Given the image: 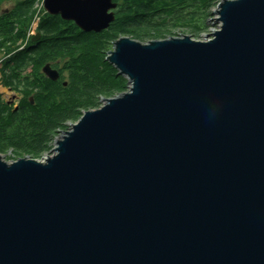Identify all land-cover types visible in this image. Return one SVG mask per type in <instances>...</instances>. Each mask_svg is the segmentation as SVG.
I'll use <instances>...</instances> for the list:
<instances>
[{
    "label": "water",
    "instance_id": "water-1",
    "mask_svg": "<svg viewBox=\"0 0 264 264\" xmlns=\"http://www.w3.org/2000/svg\"><path fill=\"white\" fill-rule=\"evenodd\" d=\"M113 8L43 0L86 33ZM214 15L204 41L120 37L105 60L127 92L46 160L0 156V264H264V0Z\"/></svg>",
    "mask_w": 264,
    "mask_h": 264
},
{
    "label": "trees",
    "instance_id": "trees-1",
    "mask_svg": "<svg viewBox=\"0 0 264 264\" xmlns=\"http://www.w3.org/2000/svg\"><path fill=\"white\" fill-rule=\"evenodd\" d=\"M219 1L121 0L124 12L111 31L62 38V24L44 13L42 0H0V86L19 96L10 105L0 94V153L39 159L50 152L83 112L127 91V80L105 60L117 39L164 40L174 30L199 37ZM36 19L41 38L32 43ZM45 65L59 73L57 81L43 75Z\"/></svg>",
    "mask_w": 264,
    "mask_h": 264
},
{
    "label": "rangeland",
    "instance_id": "rangeland-1",
    "mask_svg": "<svg viewBox=\"0 0 264 264\" xmlns=\"http://www.w3.org/2000/svg\"><path fill=\"white\" fill-rule=\"evenodd\" d=\"M216 6L213 9H211L210 16L207 18V21H206V26H207L206 28H207V30L205 32H202L199 37L194 36L192 33L188 32L187 30H174L171 33V35L168 36V37L169 38H181L182 36H188V37H190V39H192L194 41H204L203 40L204 39V35H206V34H212L213 32L217 31L218 28H219L220 23H218L217 20H216V19H218V16L214 15V13L216 11ZM8 7L9 6H7V5H4L3 6L4 9L5 8H8ZM36 28H37V24L36 23L32 24L31 27H30V30H32L31 32H34L33 35H35ZM148 41H150V40H148ZM141 43L144 44L146 42H141ZM1 57H2V55L0 54V59H1ZM127 89H128V85H127ZM0 94H1L3 100H5L7 102H10L11 104H15L18 101V97L19 96L16 93L9 92L7 89H5V88H3L1 86H0ZM117 96H115V97H117ZM111 98H114V97H111ZM111 98H102V99H100V107L103 106V104H104V102H102L103 99H111ZM92 110H95V109H92ZM75 123H73V124H75ZM71 125L72 124H68L69 127H68V130H66V131H69L70 130V126ZM62 136H63V133L57 135L56 138L54 139L53 143H52V148H51L50 152H48L46 154H43L42 157L39 158V159H37V158H31L29 156H22L20 154H15V153H12V152H1L0 153V156L2 157V160L6 161V162L17 161V159H23V158H26V157L31 158V159H34V160H37V161H42V160H44V158L46 156H52V151L55 148V142L57 140H59V138L62 137Z\"/></svg>",
    "mask_w": 264,
    "mask_h": 264
},
{
    "label": "flooded vegetation",
    "instance_id": "flooded-vegetation-1",
    "mask_svg": "<svg viewBox=\"0 0 264 264\" xmlns=\"http://www.w3.org/2000/svg\"><path fill=\"white\" fill-rule=\"evenodd\" d=\"M111 4L114 5L115 8L109 10L107 13L112 14L114 16V20L101 33H94V32L86 33L84 31H82L81 29H79L73 21L64 20V19H62V17L60 15H48L47 13H45V12L44 13L46 15H48V17L52 18L54 22H60L62 24L61 30L59 31V34H57L58 37L75 38V37H79V36H83V35H93V34L100 35L104 32L111 31L113 26L115 25V22L117 20H119L120 18H122V15H123L122 12H124V11L121 10V0H111ZM142 15H145V13H143ZM37 25H38V23H37ZM36 35H39V39H38V41H39L41 38V34L37 33L35 30V35H33V37H35ZM38 41H36V42H38ZM36 42H32V43H36Z\"/></svg>",
    "mask_w": 264,
    "mask_h": 264
},
{
    "label": "built area",
    "instance_id": "built-area-1",
    "mask_svg": "<svg viewBox=\"0 0 264 264\" xmlns=\"http://www.w3.org/2000/svg\"><path fill=\"white\" fill-rule=\"evenodd\" d=\"M34 23H36V24L38 23L37 19H36V21H35ZM31 31H32V30L29 31V33H28V37L33 36V33H34V32H31ZM48 157H49V156H46V157L44 158V160H46ZM44 160H42V161H44Z\"/></svg>",
    "mask_w": 264,
    "mask_h": 264
},
{
    "label": "bare ground",
    "instance_id": "bare-ground-1",
    "mask_svg": "<svg viewBox=\"0 0 264 264\" xmlns=\"http://www.w3.org/2000/svg\"><path fill=\"white\" fill-rule=\"evenodd\" d=\"M33 37V36H32Z\"/></svg>",
    "mask_w": 264,
    "mask_h": 264
}]
</instances>
